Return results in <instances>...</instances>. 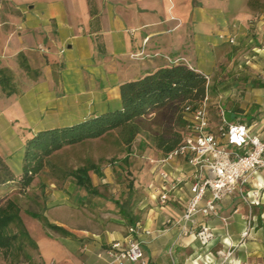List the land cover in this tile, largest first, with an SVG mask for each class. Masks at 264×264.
<instances>
[{
	"label": "crops",
	"instance_id": "crops-1",
	"mask_svg": "<svg viewBox=\"0 0 264 264\" xmlns=\"http://www.w3.org/2000/svg\"><path fill=\"white\" fill-rule=\"evenodd\" d=\"M10 3L18 13L7 14L4 9L0 15V155L15 175L22 172L24 142L33 133L120 107L121 82L168 64L165 55L188 53L190 33L194 39L214 43L218 36L233 38L236 27L230 28L229 23L246 14V4L234 0ZM210 49L199 45L197 54L209 56ZM194 62L189 66L205 74L214 67L216 58L197 57ZM216 101L219 99L211 101L214 108ZM233 118L242 120L236 114ZM168 149L147 147L144 154L149 160L138 165L132 181L122 182V188L128 183L129 192L119 200V194L101 195L100 187L115 181L107 166L94 160L74 166L94 164L87 174L97 191L91 192L71 173L75 189L68 203L58 201L60 189H52L54 201L49 206L61 212L50 220L68 233L55 229L50 234L45 226L34 239L43 264H141L126 259L112 261L106 251L113 240L127 238L129 216L140 220L136 236L142 240L144 264H264L263 257L255 253L257 244L249 239L251 230L248 239L241 235L247 221L263 212L250 211L237 192L218 200L215 214L198 216L214 232L205 244L194 232L184 233L173 222L190 195L188 181L170 192L165 205H158L153 194L161 183L162 167H154L152 158ZM181 163L185 169L190 167L184 160ZM41 172L35 173L27 189L35 179L43 182ZM11 184V188L16 187ZM39 193L44 195L42 190ZM261 201L259 198L253 205L259 207Z\"/></svg>",
	"mask_w": 264,
	"mask_h": 264
},
{
	"label": "rangeland",
	"instance_id": "rangeland-1",
	"mask_svg": "<svg viewBox=\"0 0 264 264\" xmlns=\"http://www.w3.org/2000/svg\"><path fill=\"white\" fill-rule=\"evenodd\" d=\"M10 1L0 0V15L4 14V9H7L5 11L7 14L18 13L14 3ZM234 1L246 4V14L238 16L235 23H229L230 28L234 25L236 27L232 33L233 40L217 35L215 43L213 40L201 41L192 38L190 33L188 53L179 55V59L175 62L164 58L168 64L183 62L194 65V58L215 57L216 64L210 72L205 73L211 101L214 102L215 98L219 99L228 120L230 112H234L240 119L252 124L254 131L264 134V0ZM199 45L211 48L214 55H198ZM177 54L179 52L170 56L175 58ZM210 108L211 123L216 124L218 119L213 103L210 104ZM180 110L179 106L175 107L173 104L148 107L136 117L135 121L140 125V129L129 140L123 137L126 133L125 126H118L97 136L64 143L45 156L44 165L39 170L43 172H41L43 182H37L35 179L28 189L26 185L21 186L16 182L17 178L0 183V207L4 206L7 200H12L17 205L18 213L23 217L28 234L34 240L42 234L46 226L40 215L53 222L50 220L51 217L61 212L56 209V206H49L54 201L52 189H60L58 201L68 203L71 200V192L75 189L71 181L73 176L69 171L87 160H94L108 167L115 181L114 184L101 186V195L105 196L108 192L113 195L119 194L116 198L119 200L122 195L126 196L129 192L128 183H125V188H122V182H126V179L132 181L131 176L134 175L138 165L149 160V157L144 154L147 147L164 145L165 141L172 138L179 128L184 129L183 125L180 126L181 121L178 119L181 116ZM249 115L250 121H248ZM160 141L161 144H159ZM126 151L130 153L126 154ZM124 155H126L125 158ZM121 162L124 164L121 165ZM256 181L264 184L263 173L256 178ZM11 183H15L16 187L11 188ZM40 190L44 192L43 196L40 195ZM81 190L84 189L81 187ZM260 195L262 200L260 206L251 205L248 209L252 212L260 210L263 214L255 215L250 222L247 221L248 232L244 237L248 239L251 230L249 239L252 244H257L255 253H259L264 259V185L260 188ZM46 230L50 234L55 231L50 227ZM15 231L17 236L13 241L6 247H0V264H43L37 246L23 234L15 220L10 221L3 228L6 234Z\"/></svg>",
	"mask_w": 264,
	"mask_h": 264
},
{
	"label": "built area",
	"instance_id": "built-area-1",
	"mask_svg": "<svg viewBox=\"0 0 264 264\" xmlns=\"http://www.w3.org/2000/svg\"><path fill=\"white\" fill-rule=\"evenodd\" d=\"M229 40L233 38L230 36ZM165 57L171 62L179 59ZM215 103L218 123L212 124L209 115L211 98L206 81L202 97L181 102L185 129H181V138L163 155L152 158L154 167H162L159 170L161 183L157 193L153 194L159 206L167 203L170 192L180 183L189 182L190 195L173 222L179 224L184 233L194 232L202 244L207 243L214 232L198 216L215 214L216 202L232 192H237L250 207L260 198V188L264 185L253 180L264 172V136L254 131L250 123L239 119L228 120L222 104L219 101ZM181 160L190 167L185 169ZM167 165L169 168L165 167ZM139 227V219L129 223L127 238L123 242L113 240L109 244L106 251L112 261L126 259L145 263L142 240L136 236ZM247 232L246 228L241 235ZM78 264L90 263L81 261Z\"/></svg>",
	"mask_w": 264,
	"mask_h": 264
},
{
	"label": "trees",
	"instance_id": "trees-1",
	"mask_svg": "<svg viewBox=\"0 0 264 264\" xmlns=\"http://www.w3.org/2000/svg\"><path fill=\"white\" fill-rule=\"evenodd\" d=\"M205 82L206 77L203 72L183 62L159 65L141 76L125 80L119 85L120 107L87 116L72 124L43 128L26 138L24 142L22 172L19 175H15L0 155V183L17 178L16 181L21 186L29 184L35 173L44 165L45 156L64 143L97 136L108 129L118 126H125L126 133L123 134V137L129 140L140 129V125L135 121L136 117L140 116L148 107L167 104L180 107L181 102L185 99L196 100L202 97ZM234 115L233 112H230L229 120H232ZM250 118L251 116L249 115L248 121H250ZM178 119H180V126H182L183 120L181 116ZM180 138L181 128L161 146L168 149ZM161 141L159 144H161ZM92 165L94 164L86 163L77 166L70 173L74 175L78 182L95 193L97 189L91 184L87 174V169ZM36 215L40 214L36 213ZM40 216L46 226L61 230L62 233H68L62 226L48 221L42 215ZM127 219L129 223H132L139 218L129 216ZM12 220H15L20 225L23 234L36 245L28 234L17 211V205L12 200H7L6 204L0 207V247L8 246L17 236L16 231L10 234L3 232V228Z\"/></svg>",
	"mask_w": 264,
	"mask_h": 264
}]
</instances>
